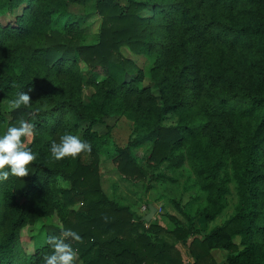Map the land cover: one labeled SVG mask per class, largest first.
<instances>
[{
  "label": "trees",
  "instance_id": "trees-1",
  "mask_svg": "<svg viewBox=\"0 0 264 264\" xmlns=\"http://www.w3.org/2000/svg\"><path fill=\"white\" fill-rule=\"evenodd\" d=\"M89 2L102 22L96 40L83 44L85 19L63 15L69 4ZM123 47L151 61L150 85ZM82 62L105 70L90 83L88 101ZM29 88L28 105L13 108L9 118L0 113V132L21 120L36 125L25 146L37 153L29 174L0 178V264H38L51 249L45 242L27 252L20 232L55 213L64 230L82 237L72 244L83 264H181L167 243L150 247L157 254L147 260L129 237L144 219L136 224L131 210L110 201L101 187L98 155L105 152L125 177L149 182L132 154L147 142L155 170L189 163L207 195L208 222L224 211L235 183L236 213L200 245L228 251L227 264H264V0H0V100ZM112 115L134 123L135 137L125 148L110 132L94 130ZM64 131L90 143L91 163L80 153L51 157L49 145ZM59 177L70 188L60 189ZM76 202L78 211L70 209ZM182 212L188 225L171 233L187 244L194 218ZM197 242L189 247L198 261L209 254L195 253Z\"/></svg>",
  "mask_w": 264,
  "mask_h": 264
},
{
  "label": "rangeland",
  "instance_id": "rangeland-1",
  "mask_svg": "<svg viewBox=\"0 0 264 264\" xmlns=\"http://www.w3.org/2000/svg\"><path fill=\"white\" fill-rule=\"evenodd\" d=\"M122 2L126 4V0H122ZM142 15H149V11L145 10ZM63 16L85 19V22L81 25V29L84 30V37L80 40L81 43L89 44L96 40L102 19L97 13L94 2H89L85 6L69 4ZM55 27L59 28L62 33L64 32L61 26L57 25ZM64 38H68V36H64ZM121 51L125 58L131 60L146 74L144 85H150L148 71L151 61L147 57L134 54L128 47H123ZM80 66L85 81L83 99L88 101L94 92L90 83L93 80H102L105 76V70L101 67L92 69L83 62L80 63ZM153 93L159 97L157 89H153ZM8 101L7 99L0 100V113L9 118L13 107L9 105ZM94 130L101 135L110 132L113 143L120 148L127 147L135 137L134 123L124 115L108 116L103 123L94 126ZM32 139V136L29 137L28 143H31ZM151 149L152 145L149 142L132 148V154L137 162L151 175L149 182L142 178H127L121 174L112 152L98 155L101 187L105 195L110 201L128 207L134 215L135 223L141 218L144 219V223L137 227L138 230L129 235L135 244V248L149 261L153 260L152 257L157 254V250L160 249L162 244L167 243L173 247V251L180 255L181 264H227L228 251L221 248H211L208 252L204 245H200V242L214 228L223 225L236 213L238 195L235 183L230 184L231 192L227 196L224 211L216 220L208 222L203 217V212L208 204L207 195L199 186L189 163L186 161L184 165L176 169L170 168L165 163L155 170L149 165L148 161ZM80 154L83 163L89 164L92 162L93 157L91 154L86 151ZM157 176L160 177L157 178ZM57 186L60 189L70 188V183L59 177ZM150 205L156 208V212L152 220L146 222L145 217L150 211ZM81 207L82 204L76 202L70 206V209L78 211ZM182 211H187L194 218V236L188 239L187 244L178 241L176 236L171 233L175 228L183 227V224L188 225V219ZM155 225L164 231L161 232L153 228ZM63 230L62 218L55 213L23 228L20 232V243L27 252H32L46 242L45 237L48 234H58ZM193 239L198 241L194 246V252L204 253L207 250L209 255L202 256L197 261L196 256L189 247ZM239 241V237H237L235 242L239 243ZM150 247H155L157 250L152 253ZM131 261L128 260V264H131ZM76 264L83 263L77 258Z\"/></svg>",
  "mask_w": 264,
  "mask_h": 264
},
{
  "label": "clouds",
  "instance_id": "clouds-1",
  "mask_svg": "<svg viewBox=\"0 0 264 264\" xmlns=\"http://www.w3.org/2000/svg\"><path fill=\"white\" fill-rule=\"evenodd\" d=\"M31 91L22 89L8 101L13 108L28 105L31 102ZM36 125L28 120H21L18 124H9L6 130L0 132V178L9 175L24 177L30 172L32 162L36 159L31 147L25 146V140L35 134ZM91 145L81 136L70 131H64L53 139L49 145V153L54 159L75 157L83 151H90ZM50 252H45L38 264H76L77 250L73 241H80V234L67 228L58 234H48L46 237Z\"/></svg>",
  "mask_w": 264,
  "mask_h": 264
},
{
  "label": "water",
  "instance_id": "water-1",
  "mask_svg": "<svg viewBox=\"0 0 264 264\" xmlns=\"http://www.w3.org/2000/svg\"><path fill=\"white\" fill-rule=\"evenodd\" d=\"M155 212H156V208L152 205H150V211L149 213L146 215L145 217V221L146 222H150L152 220V218L154 217L155 215Z\"/></svg>",
  "mask_w": 264,
  "mask_h": 264
}]
</instances>
